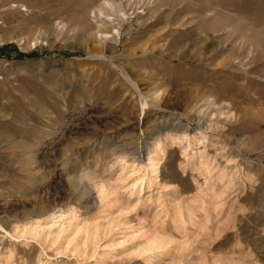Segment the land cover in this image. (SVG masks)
Here are the masks:
<instances>
[{
    "label": "rangeland",
    "instance_id": "374dc122",
    "mask_svg": "<svg viewBox=\"0 0 264 264\" xmlns=\"http://www.w3.org/2000/svg\"><path fill=\"white\" fill-rule=\"evenodd\" d=\"M0 226V264H264V0H0Z\"/></svg>",
    "mask_w": 264,
    "mask_h": 264
},
{
    "label": "bare ground",
    "instance_id": "6f19581e",
    "mask_svg": "<svg viewBox=\"0 0 264 264\" xmlns=\"http://www.w3.org/2000/svg\"><path fill=\"white\" fill-rule=\"evenodd\" d=\"M108 4V3H107ZM114 9V8H113ZM99 14H101V15H103V12H102V10H99ZM120 15V14H119ZM99 16V15H98ZM124 16H125V14H124ZM101 17V16H100ZM104 17V16H103ZM112 18V17H111ZM111 18H109L108 19V17H107V20H111ZM100 20V19H99ZM101 21V20H100ZM97 22H98V19H97ZM109 22H112V20L111 21H109ZM112 29V28H111ZM98 31H99V28H98ZM106 32V31H105ZM101 33L100 35H98L97 37L100 39V40H104L105 41V39L107 38H111L112 37V34H114V35H119L118 34V31H116V30H113V31H111V34L110 33ZM114 37V36H113ZM4 41H5V39H4ZM37 45L35 44V43H33V47L35 48ZM207 103V102H206ZM209 104V103H208ZM145 107H146V103H141V112H144V110H145ZM210 107V105H207V108H209ZM210 111V110H209ZM207 113H209L208 112V109H205L204 111L202 110H200V112H199V115H206ZM208 116V115H207ZM206 117V116H205ZM199 120V119H198ZM156 164L154 163V162H152V164H151V167H153L152 169V172L153 173H155L156 171H154V166H155ZM132 166H134V163H133V165ZM136 167H137V165H136ZM138 170V169H137ZM139 180V179H138ZM140 180H143V178H140ZM138 183H140V181H137ZM135 184H137L136 182H135ZM96 186H97V188H96ZM95 186V188L98 190V192H99V194H102V191L104 190V186H101V184L100 185H96ZM104 192V191H103ZM101 196V195H100ZM69 211H71V212H73L71 209H68V210H65V211H58L59 212V215L60 216H62L63 218H64V216L67 214V215H69L70 216V213H69ZM57 214V213H56ZM51 217H53V213L51 214ZM60 218V217H59ZM70 222L69 221H67L66 223L64 222L63 224H60V228H63V227H65V226H68V225H70L69 224ZM23 228V227H22ZM22 228L20 229V230H22ZM0 229H2V227L0 226ZM40 231L39 230H36V229H34V228H31V230H29V228L27 229V228H23V230H22V233H20V234H23V235H21V236H24V235H29V237L31 236L32 238L33 237H35V236H38L40 233H39ZM60 232V231H59ZM40 236L41 235H39V238H40ZM35 238H37V237H35ZM157 248V242L155 241V240H152V241H150V243H149V245L147 246V249H146V251H145V253H149V252H153V251H155V249Z\"/></svg>",
    "mask_w": 264,
    "mask_h": 264
}]
</instances>
